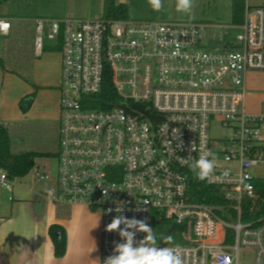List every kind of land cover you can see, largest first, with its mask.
<instances>
[{
	"label": "built area",
	"instance_id": "1",
	"mask_svg": "<svg viewBox=\"0 0 264 264\" xmlns=\"http://www.w3.org/2000/svg\"><path fill=\"white\" fill-rule=\"evenodd\" d=\"M34 23L35 58L46 41L61 53V128L54 171L35 160L25 177L42 184L55 205L101 213L100 264L114 254V242H123L105 230L117 215L108 209L118 203L129 219L151 226L156 212L183 227L186 243L158 246L179 245L184 264H239L244 248L253 250V264H264V219L242 220L243 203L257 199L255 182L263 180L253 171L264 164V111L246 110V78L264 71V6L246 5L240 25L44 17ZM11 28L12 19L0 17V37ZM107 77L118 103L95 108ZM214 121L225 133L222 146L211 141ZM204 151L216 168L201 181L189 166ZM20 181L0 169V197ZM206 187L223 202L200 199ZM144 236L138 232L136 240Z\"/></svg>",
	"mask_w": 264,
	"mask_h": 264
},
{
	"label": "crops",
	"instance_id": "2",
	"mask_svg": "<svg viewBox=\"0 0 264 264\" xmlns=\"http://www.w3.org/2000/svg\"><path fill=\"white\" fill-rule=\"evenodd\" d=\"M232 2L233 0H200L198 2L194 0V7L191 14L188 15L187 22L231 25ZM245 2L247 6H264V0H245ZM120 3L125 4L124 2ZM197 4L200 6L199 10L195 7ZM36 16V18H54ZM31 17L12 12L6 16L10 19L24 20H29ZM59 55L61 57L60 52ZM57 67L60 79L61 58L58 59ZM44 68H48V65ZM248 75L246 78L248 90L246 110L253 114H260L264 111V101L261 100L264 92L249 90ZM49 86L50 84L44 85L43 89L46 91L48 89L56 90L59 107L58 79L56 78L55 82L57 87ZM254 97L255 105L249 107L250 99ZM5 108L4 105L2 108L3 117L6 116ZM33 188V183H28L26 177H23L11 194L4 193L0 197V264H100L101 216L84 205H76L69 207L67 216L56 217L57 206L47 196L37 194ZM53 224L61 225L67 234V251L65 256L60 259L54 255V246L49 236V227ZM77 227H79L78 234ZM77 247L82 250L79 255L76 253Z\"/></svg>",
	"mask_w": 264,
	"mask_h": 264
},
{
	"label": "rangeland",
	"instance_id": "3",
	"mask_svg": "<svg viewBox=\"0 0 264 264\" xmlns=\"http://www.w3.org/2000/svg\"><path fill=\"white\" fill-rule=\"evenodd\" d=\"M38 1V3H36ZM116 3L124 2L129 7L130 22H187L188 15L176 11V0L163 1V9L159 12L152 11L148 0H112ZM108 0H0V17H6L10 13H17L25 17L42 15L54 18L71 19H106V7ZM46 49L40 58L34 61L32 76L21 77L0 69V120L6 123L20 122L25 125L22 138L25 143L31 145L52 142L55 132L44 123L49 120L58 121L60 110L55 89L45 90L44 85L55 86L56 78L59 86L58 59L61 58L54 44L46 41ZM45 62L48 68L43 64ZM57 75V76H56ZM250 91L264 92V71L251 72L248 75ZM262 93V92H259ZM34 95L30 109L24 113L21 101L26 96ZM262 95V94H261ZM254 100V101H253ZM264 101V96L261 98ZM249 107L255 105V97L250 99ZM258 102V101H257ZM6 106L5 117L2 114L3 106ZM49 117V118H48ZM49 119V120H47ZM211 141L222 146L225 133L220 123L214 121L210 129ZM47 142V143H48ZM52 149V148H51ZM56 158L48 161L49 169L54 171ZM254 176L264 179V164L253 171ZM28 183H33L28 177ZM33 189L38 194L45 195L44 186L33 183ZM101 216L100 212H96ZM57 217V210H55ZM254 252L252 249L240 250L239 264H253Z\"/></svg>",
	"mask_w": 264,
	"mask_h": 264
},
{
	"label": "trees",
	"instance_id": "4",
	"mask_svg": "<svg viewBox=\"0 0 264 264\" xmlns=\"http://www.w3.org/2000/svg\"><path fill=\"white\" fill-rule=\"evenodd\" d=\"M200 1V0H195ZM245 0H233L232 2V24L240 25L244 18ZM200 7L198 4L195 6ZM196 9V8H195ZM199 10V9H198ZM129 17V7L126 4H117L108 0L106 7V19L127 20ZM31 17L29 20L12 19V28L8 36L0 37V69L21 77L32 76V69L35 61L33 40L35 34V23ZM95 108L108 109L118 103V95L114 85L107 77L104 80L102 93L96 97ZM34 100V95L26 96L21 101L22 111L26 113ZM52 128L55 137L51 142L31 145L24 142L23 132L25 125L20 122L6 123L0 120V169L5 170L11 178H23L31 170L35 160L40 166H45L52 158L59 156L60 144V121L49 120L44 123ZM48 142V143H47ZM52 148V149H51ZM255 189L258 194L255 201L247 200L242 207V220L244 222H254L264 219V179L255 182ZM214 189L206 187L203 192H199V198L208 204L223 202L220 196H214ZM57 216L68 215L67 205H56ZM151 228L157 235L158 244H184L182 236L186 233L184 228L164 220L158 213L152 215ZM171 235L173 241L166 242L161 237ZM49 236L54 246V255L60 259L67 251V234L65 229L59 224L49 227Z\"/></svg>",
	"mask_w": 264,
	"mask_h": 264
},
{
	"label": "clouds",
	"instance_id": "5",
	"mask_svg": "<svg viewBox=\"0 0 264 264\" xmlns=\"http://www.w3.org/2000/svg\"><path fill=\"white\" fill-rule=\"evenodd\" d=\"M148 4L154 12L161 11L164 6L163 0H148ZM175 7L179 13L191 14L194 0H176ZM191 151L195 152L196 149L192 147ZM210 157H212V153L204 151L198 159L190 164L189 169L194 178L203 181L209 179L214 174L216 168L215 158ZM104 195L105 197L108 195L107 188L104 189ZM140 210V208L136 209V211ZM112 211H115L117 215L114 216L105 230L107 232H118L123 242H114V254L108 256L103 264H184L180 246H158L157 235L146 219L127 218L122 215L124 208L119 203L114 210L108 209L109 213ZM76 231L78 234L79 227H77ZM138 232L145 234L144 238L139 241L136 240ZM161 239L170 242L174 238L168 235L161 237ZM81 252L82 250L77 247L76 253L79 255Z\"/></svg>",
	"mask_w": 264,
	"mask_h": 264
}]
</instances>
